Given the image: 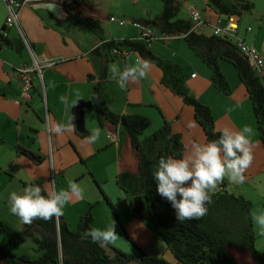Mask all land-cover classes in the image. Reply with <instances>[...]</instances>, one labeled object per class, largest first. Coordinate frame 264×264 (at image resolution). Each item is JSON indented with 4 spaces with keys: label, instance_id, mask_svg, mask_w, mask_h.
Listing matches in <instances>:
<instances>
[{
    "label": "crops",
    "instance_id": "1",
    "mask_svg": "<svg viewBox=\"0 0 264 264\" xmlns=\"http://www.w3.org/2000/svg\"><path fill=\"white\" fill-rule=\"evenodd\" d=\"M38 2L24 4L19 9V26L25 37L33 44L37 58L43 61L55 59L56 63L44 68L42 79L34 78L28 100L22 98L16 71L19 67L31 63L30 55L25 49L21 53L12 47L2 46L0 39V88L5 91V94L0 96V146L4 142L9 143L16 151V155L12 152L9 154L10 158L0 159V221L9 224L24 237V242L13 249V253L29 255L32 258L42 254L34 248L39 233L34 227L21 223L18 217L9 212L7 202L9 192L20 193L24 187L32 184L33 180L43 178L44 186L50 193L47 187L48 180H54L57 174L65 177L71 163L75 164L78 160L83 163L84 159L105 151L114 150L117 156L118 175L123 171L136 172L131 164L136 153L124 127L115 125L107 119H103V125L100 126L94 106L85 109L84 117L89 123L88 131L94 127L101 129L99 141L91 144L92 152L85 151L81 146L82 137L76 134L72 125L76 105L71 107L70 111H66L60 102V96H72L78 91L80 98L78 101H92L93 105L101 103L116 115H145L151 119L153 132L167 121L172 131L181 137L184 146L182 157L191 154L193 142H208L202 126L195 118L193 106L184 102L163 84V71L160 67L147 61L149 63L147 77L141 80L130 79L126 88L121 90L112 78L109 68L114 63L123 69L134 66L138 59L144 60L138 53L130 52L125 58L110 62L106 78L101 80L100 57L93 53L100 44V39L84 24L75 21L61 5L54 10H48L38 7L41 4ZM176 2L179 10L175 19H189L188 7L192 4L201 8L207 5V0ZM163 8V4L159 6L150 0H81L77 10L86 16L99 19L104 28V37L107 39L141 40L140 29L131 21H141L156 33H161L155 18ZM7 15L6 4L4 0H0V30L6 26ZM110 16L124 18L127 23L119 25L117 22L109 21ZM206 34L211 35V31H207ZM249 34L246 30L238 31L239 36L254 46L253 37ZM7 38L19 42L20 34L16 27L8 29ZM151 46L158 56L185 68L186 86L193 96L210 106L217 130L221 131L227 127L239 131L244 125L253 128L254 135L251 138L253 161L243 173L244 182L236 184L224 178L217 185L227 183L229 190L249 198L253 203V215L264 212V146L259 137L252 101L234 66L227 61H220L221 69L232 87V92L228 95L215 87L211 81L210 67L190 48L183 36H158ZM193 74L196 75L192 76ZM99 81L105 82V88L96 100L93 98L94 85ZM57 123H63L65 130L59 135L50 136L48 128ZM114 133H117L119 138L118 144L115 145L110 144L108 139V135ZM20 148L44 156L43 161L46 159L49 161V172L46 166L40 165L43 161L35 162L23 154ZM43 149L47 154L42 152ZM20 164L24 166L23 172L18 167ZM12 165L16 166V171L11 169ZM11 182H15L16 185ZM12 184L13 189L6 190L8 185ZM105 195L113 203L106 193ZM104 200L107 202L105 198ZM87 204L88 209L94 205L90 200H87ZM93 212L95 228L98 223V211L95 206ZM133 215L138 219L144 218L136 216L134 208ZM116 218L120 221L119 215ZM254 227L256 231V224ZM28 235L33 242L26 247ZM158 237L161 238L156 235L155 243L159 245ZM0 245L7 251L10 243L0 238ZM170 252L165 251L164 258L171 254L173 259L170 262L181 264ZM0 264H5L1 253Z\"/></svg>",
    "mask_w": 264,
    "mask_h": 264
},
{
    "label": "trees",
    "instance_id": "2",
    "mask_svg": "<svg viewBox=\"0 0 264 264\" xmlns=\"http://www.w3.org/2000/svg\"><path fill=\"white\" fill-rule=\"evenodd\" d=\"M80 1L64 3L63 8L75 21L84 24L100 39V44L93 53L100 57L101 80H105L110 62L125 58L124 51L136 52L142 59L160 67L163 71V84L193 106L195 118L202 126L208 142L219 137L220 131L216 129L212 109L193 96L186 86L187 73L184 67L158 56L152 50L151 44L142 40L105 38L101 21L77 10ZM161 1L164 8L156 16L155 22L162 34L157 32V36H183L190 48L210 67L211 81L215 87L228 95L232 92V87L221 69L220 61H227L234 66L252 101L259 137L264 146V72L258 73L254 70L246 55L231 40L191 31L190 17L175 19L179 10L177 0ZM209 4L220 14L240 16L253 8V3L247 0H209ZM4 31L5 27L0 30L2 46L12 47L22 53L25 49L22 38H19V42L12 41L3 35ZM30 44L34 49L33 44ZM104 88L105 82H97L94 85L93 98L97 100ZM4 94V89L0 88V96ZM93 106L101 126L103 119H107L115 125H122L126 130L138 158V171L121 172L117 182L121 189L132 196H144L154 232L163 239L179 263L237 264L228 253V248L235 245L249 250L258 264H264V252L256 247L257 236L252 221L253 203L245 195L229 190L227 183L216 185L210 193L211 201L205 205L208 209L205 216L183 222L176 219L170 202L157 193L152 179L157 161L161 157L179 159L184 153L180 135L172 131L167 121L156 131L142 137L151 126L149 117L142 114L116 115L101 103ZM72 125L76 134L85 138L89 131L85 128L78 131L74 118ZM20 150L35 162L44 160V156L37 152L23 148ZM33 183L41 186L42 195L49 193L43 178H37ZM96 184L114 216L118 217L116 206L107 199L101 185L98 182ZM93 207L91 205L81 215L75 230L69 228L62 216L49 220L35 218L31 224H27L39 233L35 250L42 254L37 258L14 254L13 249L24 242V237L9 224L0 221V234L5 235L10 243L7 251L0 245L2 261L5 264H126L138 260L140 264H173L162 256L150 255L140 248V257L135 258L111 244L99 246L91 243L90 239L83 236V232L93 228Z\"/></svg>",
    "mask_w": 264,
    "mask_h": 264
},
{
    "label": "clouds",
    "instance_id": "3",
    "mask_svg": "<svg viewBox=\"0 0 264 264\" xmlns=\"http://www.w3.org/2000/svg\"><path fill=\"white\" fill-rule=\"evenodd\" d=\"M149 63L138 59L134 66L121 69L110 65L109 71L117 86L124 90L129 80H141L147 77ZM60 102L66 111L76 105L79 92L72 96H60ZM71 119V118H69ZM65 130L63 123L48 128L49 135H59ZM254 130L244 125L239 131L223 128L218 138L210 142L191 144V154L179 159L161 157L152 172L157 193L168 202L175 211L178 221L200 219L208 209L210 193L224 178L232 183L244 182V171L251 165L253 154L251 138ZM101 129L94 127L85 136L86 142L95 144L99 141ZM69 193L84 197V189L77 183H70L68 189L42 195L41 186L33 183L24 187L22 192L8 193L9 212L18 217L23 224H31L33 219L49 220L63 215V208L68 202ZM252 221L264 231V212L254 214ZM83 236L91 243L106 246L117 238L114 223L105 228H88Z\"/></svg>",
    "mask_w": 264,
    "mask_h": 264
},
{
    "label": "rangeland",
    "instance_id": "4",
    "mask_svg": "<svg viewBox=\"0 0 264 264\" xmlns=\"http://www.w3.org/2000/svg\"><path fill=\"white\" fill-rule=\"evenodd\" d=\"M150 1L153 3H157V5L159 6L163 4L161 0ZM177 1L181 3L185 2V0ZM247 1L253 3V8L243 12V14L241 15L240 31H245L248 26H252L253 30L252 32H249V36L253 37V45L256 46L264 54V0ZM87 125L89 126V123L88 121H86L85 117V129H87ZM152 132L153 129L152 126H150L144 132L142 137L149 135ZM81 141L83 150L92 152L91 144L86 142L85 138H82ZM12 152L16 155V151L13 146H11L9 143H2L0 146V159L4 160V158H10L9 154L11 155ZM42 152L47 154V151L44 149L42 150ZM116 161L117 156L114 150H112V152L105 151L99 153L98 155H94L84 159L83 163H81L79 160L75 164L71 163L66 170L65 177L57 174V177L54 180H48L47 187L50 192H52L53 190L59 191L61 189L67 190L69 184L72 182L77 183L84 189L83 198L69 193L68 202L65 204L63 208V215L61 216L66 219L65 221L67 222L69 228L75 230L77 228L81 215H83L88 209L87 200H90L91 204H94L95 208L98 211V223L95 228L103 229L106 226H110L114 223L117 238L110 243L111 245L132 254L135 258L140 257V249L150 255L164 257L165 251L170 252V249L165 245L162 238L158 237L159 245L155 243L157 238L147 210L144 211L143 219H138L133 215L134 196H132L130 193L125 192L119 186L117 182L118 172ZM131 164H133V168H135L137 172V155L133 158ZM40 165L46 166L49 172V161H47V159ZM18 167L22 172L24 171L23 164H20ZM11 169L13 171H16V166L12 165ZM6 177L8 178L9 176ZM94 180L101 185L104 192L107 194V196H109L113 204L116 206L120 221L113 215L110 206L104 200V196ZM11 189H13V184L8 185V187L6 188V190L8 191H10ZM255 233L257 236L256 247L260 251L264 252V231H261L259 226L256 225ZM0 238L5 242L9 241L8 238L3 234H0ZM32 242V238L28 235L26 239V247ZM34 248L36 249V246ZM228 253L237 264H258V262L252 257L251 252L247 249L231 245L228 248ZM112 255H115L113 251ZM165 258L171 261L173 259V256L171 258V254H167ZM126 264L140 263L138 260H134ZM207 264H209V262Z\"/></svg>",
    "mask_w": 264,
    "mask_h": 264
},
{
    "label": "built area",
    "instance_id": "5",
    "mask_svg": "<svg viewBox=\"0 0 264 264\" xmlns=\"http://www.w3.org/2000/svg\"><path fill=\"white\" fill-rule=\"evenodd\" d=\"M35 0H4L8 15L6 18V26L3 35L8 36V29L16 27L20 37L22 38L25 49L30 55L31 63L23 65L17 69V76L20 80L22 98L28 100L30 98V91L34 85V78L39 77L42 79L44 68L51 67L56 63L55 59L40 60L37 58L34 49L32 48L29 40L23 34L18 21L19 9L24 4H29ZM188 13L191 20V31L196 33H204L211 31L212 35L225 37L237 45L240 51L246 55L249 63L258 73L264 72V54L256 47L248 44L241 36L238 35L240 29L241 16L237 14H220L217 12L207 0V5L204 8L199 7L196 4H192L188 7ZM109 21L117 22L119 25H125L127 20L124 18H118L116 16H110ZM131 23L141 31L140 39L146 43L152 45L153 41L158 38L154 29L145 26L141 21L133 20ZM253 30L252 26L246 28L247 32ZM123 54L127 56L128 51H124ZM193 74L192 76H195ZM118 125V124H117ZM120 125V124H119ZM108 139L111 144H118V134L108 135Z\"/></svg>",
    "mask_w": 264,
    "mask_h": 264
},
{
    "label": "water",
    "instance_id": "6",
    "mask_svg": "<svg viewBox=\"0 0 264 264\" xmlns=\"http://www.w3.org/2000/svg\"><path fill=\"white\" fill-rule=\"evenodd\" d=\"M60 0H53L51 2L41 3L38 7L48 10H54L57 6H60ZM74 1V0H73ZM92 101L80 100L74 109V124L78 131L85 128L84 111L87 108H92ZM134 213L138 217H144V211L146 209V202L143 195L134 196Z\"/></svg>",
    "mask_w": 264,
    "mask_h": 264
},
{
    "label": "flooded vegetation",
    "instance_id": "7",
    "mask_svg": "<svg viewBox=\"0 0 264 264\" xmlns=\"http://www.w3.org/2000/svg\"><path fill=\"white\" fill-rule=\"evenodd\" d=\"M36 1H37V2L39 1L40 3H46V2H51V1H53V0H35L34 2H36ZM72 1H73V0H60L59 2H60V5L63 7V4H64V3H68V4H69V3L72 2ZM39 2H38V3H39ZM30 3H33V2H30ZM63 9H64V8H63Z\"/></svg>",
    "mask_w": 264,
    "mask_h": 264
}]
</instances>
